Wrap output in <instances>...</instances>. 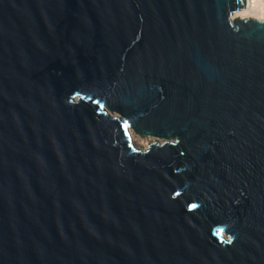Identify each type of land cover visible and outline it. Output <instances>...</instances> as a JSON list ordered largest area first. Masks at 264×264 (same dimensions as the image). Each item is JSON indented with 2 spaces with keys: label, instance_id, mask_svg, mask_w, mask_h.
I'll return each instance as SVG.
<instances>
[{
  "label": "water",
  "instance_id": "1",
  "mask_svg": "<svg viewBox=\"0 0 264 264\" xmlns=\"http://www.w3.org/2000/svg\"><path fill=\"white\" fill-rule=\"evenodd\" d=\"M245 6L0 0V264H264Z\"/></svg>",
  "mask_w": 264,
  "mask_h": 264
},
{
  "label": "bare ground",
  "instance_id": "2",
  "mask_svg": "<svg viewBox=\"0 0 264 264\" xmlns=\"http://www.w3.org/2000/svg\"><path fill=\"white\" fill-rule=\"evenodd\" d=\"M252 13V14H250ZM264 13V1L263 0H246L245 8L234 11L232 17H247V16H254L255 14H263ZM258 19L260 17L256 16ZM255 17V18H256Z\"/></svg>",
  "mask_w": 264,
  "mask_h": 264
},
{
  "label": "rangeland",
  "instance_id": "3",
  "mask_svg": "<svg viewBox=\"0 0 264 264\" xmlns=\"http://www.w3.org/2000/svg\"><path fill=\"white\" fill-rule=\"evenodd\" d=\"M243 8H245V7H243ZM243 8H241V9H243ZM241 9H238V10H241ZM238 10H236V11H238ZM250 14H252V13H250ZM256 16H258L260 18L262 17L261 19H263L264 18V13L262 15L261 14H255L254 16L252 15L251 17H256ZM129 131H130V134L132 136L133 143L135 145L141 147L142 149L145 148L148 143L153 141L155 139L154 137L158 138L160 141L163 139L161 137L151 136V135L141 137V136L138 135V133H135L132 129H130Z\"/></svg>",
  "mask_w": 264,
  "mask_h": 264
}]
</instances>
